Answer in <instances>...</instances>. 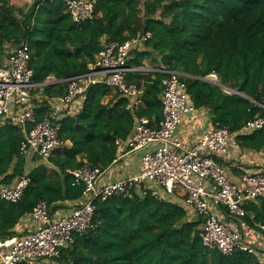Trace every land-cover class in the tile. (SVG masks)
<instances>
[{
  "label": "trees",
  "instance_id": "16d2710c",
  "mask_svg": "<svg viewBox=\"0 0 264 264\" xmlns=\"http://www.w3.org/2000/svg\"><path fill=\"white\" fill-rule=\"evenodd\" d=\"M148 33L152 37L133 48L129 65L141 68L150 60L159 70L181 73L195 108L207 109L213 125L228 127L235 146L264 156V128L243 131L248 121L264 117V0H98L95 16L82 24L73 22L63 0H34L27 8L0 0V66L7 49L29 44L33 81L42 85L33 91L38 121L51 116L46 99L64 96L67 80L88 72L105 46ZM211 74L217 82L207 79ZM166 76L130 75V82L145 88V106L136 117L124 98L106 102L111 88L92 86L81 110L62 117L64 144L49 156L51 168L29 169L22 129L12 123L1 127L0 188L14 186L24 174L31 183L18 203L0 200V240L17 235L40 201L58 213L81 200L85 185L68 171L112 165L119 154L116 140L133 132L137 117L162 121ZM245 209L238 227L264 235V196ZM193 215L182 204L138 193L97 201L96 227L54 263L264 264L246 252L227 256L206 247L200 235L204 221Z\"/></svg>",
  "mask_w": 264,
  "mask_h": 264
},
{
  "label": "built area",
  "instance_id": "2783aa9c",
  "mask_svg": "<svg viewBox=\"0 0 264 264\" xmlns=\"http://www.w3.org/2000/svg\"><path fill=\"white\" fill-rule=\"evenodd\" d=\"M63 1L76 24L95 16L98 0ZM151 37L148 33L140 39L105 46L88 72L67 80L66 94L53 101L51 116L42 121L37 119L33 100V91L42 85L33 81L31 48L21 43L7 49L0 66V119L22 129V153L49 158L64 144L60 139L62 117L71 112L74 104L84 102L91 87L97 84L117 90L126 99V110L136 117L145 106V88L130 82V75L141 69L131 67L129 62L133 48ZM159 71L167 74L162 81V121L137 117L133 132L126 139L116 140L119 154L112 165L69 170L76 184L85 185L83 198L71 204L69 210L58 213H53L47 202L40 201L29 215L26 235L0 240V264H54L63 249L96 227L97 201L134 193L151 195L160 202L183 195L187 206L204 221L200 235L206 247L227 256L246 252L264 262V235L242 224L238 227L240 217L247 214L245 205L264 196V166L245 171L239 182L234 181L223 161L230 154L235 134L219 124L205 130L194 145L187 147L176 133L185 118L197 109L182 74ZM207 79L217 82L218 76L211 74ZM262 128L264 117L258 116L248 121L243 131L252 133ZM142 150L145 152L139 172L108 180L114 164ZM30 183L31 177L24 174L14 186L1 187L0 200L18 203ZM261 228L264 230V226Z\"/></svg>",
  "mask_w": 264,
  "mask_h": 264
},
{
  "label": "crops",
  "instance_id": "0c3cea01",
  "mask_svg": "<svg viewBox=\"0 0 264 264\" xmlns=\"http://www.w3.org/2000/svg\"><path fill=\"white\" fill-rule=\"evenodd\" d=\"M141 72L146 74H155L159 71L157 69V65L155 62L150 60H146L144 62V66L140 68ZM52 82V81H51ZM122 95L115 89L111 88L110 94L106 98V102L113 101L114 103L118 100L122 99ZM39 99V98H38ZM54 99H46V101L51 104L55 100ZM125 102L126 99L124 98ZM37 104V103H36ZM83 102H78L74 104L71 113L75 114L81 110ZM39 106V105H38ZM50 115L52 114V109ZM14 112V111H13ZM69 114V113H68ZM8 124V121L0 119V128ZM212 121L210 113L207 109L197 110L196 112L187 116L184 120V123L178 129L176 136L182 140L187 147H191L194 145L197 139L203 134L205 130L212 127ZM234 140L231 143L230 154L223 161L224 166L228 170L229 176L236 182H239V178L242 173L252 169H259L264 166V156L257 153H251L245 150H242L235 146ZM145 151L136 152L126 158L120 160L117 164L112 166L111 171L109 172L107 178L108 180H114L118 177H125L132 174H135L140 171L141 168V159ZM29 169L33 168L40 164H47L50 168L52 165L49 163V158H44L39 156L38 154H34L32 156H26ZM260 159V160H259ZM258 161V162H257ZM171 201L184 205L190 212V217H194L193 210L187 206L186 197L181 194H177L173 196ZM72 204V203H71ZM70 203L66 204V207L63 209L65 211L69 210ZM30 225V218L27 217L19 226L16 228L17 235H26L28 233V227ZM57 264V263H54Z\"/></svg>",
  "mask_w": 264,
  "mask_h": 264
},
{
  "label": "rangeland",
  "instance_id": "374dc122",
  "mask_svg": "<svg viewBox=\"0 0 264 264\" xmlns=\"http://www.w3.org/2000/svg\"><path fill=\"white\" fill-rule=\"evenodd\" d=\"M145 1L146 0H142V2H145ZM32 2H33V0H11V3L13 5H16V6L22 7V8H27L29 5L32 4ZM244 152H245V150H244Z\"/></svg>",
  "mask_w": 264,
  "mask_h": 264
}]
</instances>
